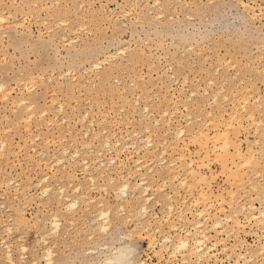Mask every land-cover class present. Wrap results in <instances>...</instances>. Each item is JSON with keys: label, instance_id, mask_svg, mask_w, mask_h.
<instances>
[{"label": "rangeland", "instance_id": "374dc122", "mask_svg": "<svg viewBox=\"0 0 264 264\" xmlns=\"http://www.w3.org/2000/svg\"><path fill=\"white\" fill-rule=\"evenodd\" d=\"M2 17L0 264H198L171 256L197 222L210 264H264V0H0ZM198 130L240 157L219 139L205 157Z\"/></svg>", "mask_w": 264, "mask_h": 264}, {"label": "bare ground", "instance_id": "6f19581e", "mask_svg": "<svg viewBox=\"0 0 264 264\" xmlns=\"http://www.w3.org/2000/svg\"><path fill=\"white\" fill-rule=\"evenodd\" d=\"M19 12V11H18ZM33 13V12H32ZM8 15V14H7ZM2 16V15H1ZM3 18V17H2ZM23 18V17H22ZM21 20V19H20ZM18 22V21H17ZM23 23V22H22ZM17 24V23H16ZM60 37V36H59ZM63 38V40H65L64 39V37H62ZM123 50V49H122ZM121 50V51H122ZM123 52V51H122ZM122 52L120 53V54H122ZM118 53V52H117ZM124 53V52H123ZM119 55V54H118ZM116 56V55H115ZM104 57V56H103ZM110 57V56H109ZM113 57V56H112ZM111 58V57H110ZM109 59V58H108ZM111 60V59H110ZM100 61V60H99ZM103 62V61H102ZM97 64V63H96ZM95 66V64L93 65V67ZM97 66V65H96ZM69 73V72H68ZM254 76V75H253ZM32 78V77H31ZM72 79V78H71ZM165 80V79H164ZM135 83V82H134ZM133 84V83H132ZM199 88V87H198ZM171 89V88H170ZM182 89V88H181ZM197 89V88H196ZM8 90V89H7ZM175 91V90H174ZM197 91V90H196ZM204 91H206V90H204ZM208 92V91H207ZM179 93V92H178ZM183 93V92H182ZM192 93V92H191ZM191 93H189L190 95H191ZM193 93H194V91H193ZM204 93H206V92H204ZM189 95V97H191V96H193V94L190 96ZM3 98H4V96H3ZM1 100V99H0ZM190 100V99H189ZM133 101V100H132ZM149 101V100H148ZM165 101H166V99H165ZM246 101V100H245ZM244 101V103H246ZM134 103H136V102H134ZM189 103V102H188ZM151 104V103H150ZM181 104V103H180ZM200 104V103H199ZM247 104V103H246ZM145 105V104H144ZM143 105V106H144ZM259 105V104H258ZM151 106V105H150ZM244 106H245V104H244ZM29 107V106H28ZM31 107V106H30ZM148 107H149V104H148ZM186 107V106H185ZM146 108V107H145ZM164 108H166V107H164ZM184 108V107H183ZM245 108V107H244ZM243 108V109H244ZM178 110V109H177ZM246 110V109H245ZM14 111V110H13ZM146 111V110H145ZM149 112V111H148ZM164 113H165V111H164ZM109 114V113H108ZM150 114V113H149ZM148 114V115H149ZM189 114V113H188ZM235 114V113H234ZM31 115V114H30ZM140 115V114H139ZM144 115V112H143V114H142V116ZM42 116V115H41ZM83 116V115H82ZM160 116V115H159ZM173 116V115H172ZM189 116V115H188ZM29 117V116H28ZM148 117V116H147ZM229 117V116H228ZM250 117H251V115H250ZM252 117H253V115H252ZM159 118V117H158ZM172 118V117H171ZM247 118H248V116H247ZM105 119V118H104ZM107 119V118H106ZM231 119H233V118H231ZM246 119V118H245ZM250 119V118H249ZM63 120V119H62ZM112 120V119H111ZM216 120V119H215ZM226 120V119H225ZM247 120V119H246ZM252 120H254L253 118H252ZM51 121V120H50ZM113 121V120H112ZM160 121H161V119H160ZM219 121V120H218ZM224 120H222L221 122H223ZM231 121H233V120H231ZM245 121V120H244ZM258 121V120H257ZM47 122H48V119H47ZM82 122V121H81ZM98 122V121H97ZM101 122V121H100ZM155 122V121H154ZM169 122V121H168ZM225 122V121H224ZM224 122L222 123V125H225L224 124ZM230 122V121H229ZM51 123V122H50ZM236 123V122H235ZM254 123V122H253ZM260 123V122H259ZM29 124V123H28ZM71 124V123H70ZM146 124V123H145ZM155 124V123H154ZM157 124H159V123H157ZM156 124V125H157ZM219 124H220V122H219ZM228 124V123H227ZM230 124V123H229ZM228 124V126L230 127L231 125H229ZM247 124V123H246ZM255 124H256V122H255ZM86 125V124H85ZM254 125V124H253ZM257 125V124H256ZM259 125V124H258ZM47 126V125H46ZM203 126V125H202ZM227 126V125H226ZM126 127V126H125ZM147 127V126H146ZM157 127V126H156ZM205 127V126H204ZM239 127V126H238ZM248 127V126H247ZM252 127V126H251ZM28 128V127H27ZM47 128V127H46ZM142 128V127H141ZM176 128V127H175ZM181 128V127H180ZM224 128V127H223ZM225 128H227V127H225ZM233 128V127H232ZM263 128V127H262ZM261 128V129H262ZM146 129V128H145ZM228 129V128H227ZM230 129V128H229ZM47 130V129H46ZM88 130V129H87ZM150 130V129H149ZM179 130H181V129H179ZM226 130V129H225ZM199 131V130H198ZM204 131V130H203ZM208 131V130H207ZM257 131V130H256ZM262 131H264L263 129H262ZM60 132V131H59ZM167 132V131H166ZM180 132H182V131H180ZM105 133V132H104ZM196 133V132H195ZM205 133V134H204ZM202 132V130H200L199 131V140L201 141V143H202V149H204L205 151H204V155H205V157H208L209 156V150L208 149H206L208 146H207V144L210 142V141H221L222 140V147H220V148H222V150L223 151H229V149L230 148H233L232 149V151H233V154L235 155V156H237V157H240V155H241V153H240V151L238 150V148H237V146H236V144L235 143H233L232 142V140L229 138V133H226V131H225V133L224 134H222V136H218L219 138H217L216 140H214V139H212V138H209V136L208 135H206V133L207 132ZM217 133V132H216ZM260 133V132H259ZM133 134V133H132ZM131 134V135H132ZM153 134V133H152ZM167 134V133H166ZM165 134V135H166ZM174 134H175V132H174ZM177 134V133H176ZM214 134V133H213ZM231 134V133H230ZM262 135H263V132L261 133ZM76 135V134H75ZM88 135V134H87ZM113 135V134H112ZM181 135V134H180ZM218 135V134H217ZM217 135L215 136V137H217ZM37 136V135H36ZM105 137L107 136V135H104ZM177 137L179 136V135H176ZM264 136V135H263ZM86 137V136H85ZM111 137V136H110ZM114 137H116V136H114ZM139 137V136H138ZM150 137V136H149ZM232 137H233V135H232ZM260 137H261V135H260ZM141 138V137H140ZM146 138V137H145ZM145 138H144V140H145ZM262 138H264V137H262ZM97 139V138H96ZM109 139V138H108ZM147 139V138H146ZM212 139V140H211ZM219 139V140H218ZM1 140V139H0ZM30 140V139H29ZM120 140V139H119ZM167 140V139H166ZM264 140V139H263ZM47 141V140H46ZM107 141V140H106ZM109 141V140H108ZM138 141H140L139 139H138ZM147 141V140H146ZM196 141L197 140H195V143H196ZM199 141V142H200ZM238 141V140H237ZM31 142V141H30ZM121 142V141H120ZM141 142H142V140H141ZM148 142V141H147ZM147 142H146V145H147ZM150 142V141H149ZM0 143H2V141L0 142ZM103 143H105L104 145H106L107 143H109V142H103ZM113 143V142H112ZM215 143V142H214ZM71 144V143H70ZM69 144V145H70ZM116 144H117V142H116ZM115 144V145H116ZM212 144V143H211ZM264 144V143H263ZM36 145V144H35ZM89 146H90V144H88ZM112 145V144H111ZM114 145V146H115ZM142 145V144H141ZM148 145H150L151 146V143H148ZM252 145V144H251ZM258 145V144H257ZM5 146V145H4ZM67 146H68V144H67ZM87 146V145H86ZM100 146V145H99ZM135 146V145H134ZM143 146V145H142ZM141 146V147H142ZM210 146V145H209ZM263 146V145H262ZM261 146V147H262ZM82 147V146H81ZM105 147V146H104ZM264 147V146H263ZM84 148H85V145H84ZM97 148V147H96ZM106 148H107V146H106ZM170 148V147H169ZM215 148V146L213 147V149ZM99 149V148H98ZM174 149V148H173ZM209 149H211V148H209ZM67 150V149H66ZM117 150V149H116ZM153 150V149H152ZM207 150V151H206ZM62 151V150H61ZM68 151V150H67ZM93 151V150H92ZM64 152V151H63ZM66 152V151H65ZM101 152V151H100ZM99 152V153H100ZM116 152H119V151H116ZM188 152V151H187ZM247 152V151H246ZM15 153V152H14ZM78 153V152H77ZM115 153V152H114ZM212 153V152H211ZM256 153V152H255ZM110 154V153H109ZM161 154V153H160ZM162 154H163V152H162ZM250 154V153H249ZM251 154H253L252 152H251ZM43 155V154H42ZM66 155V154H65ZM100 155V154H99ZM189 155V152L187 153V156ZM73 156V155H72ZM84 156V155H83ZM87 156V155H86ZM180 156V155H179ZM77 157V156H76ZM95 157V156H94ZM99 157V156H98ZM116 157V156H115ZM181 157H184V155L183 156H181ZM189 157H190V155H189ZM252 157V156H251ZM75 158V157H74ZM87 158V157H86ZM111 158V157H110ZM112 159V158H111ZM102 160V159H101ZM180 160H181V158H180ZM82 161H83V159H82ZM89 161V160H88ZM90 161H92V160H90ZM100 161V160H99ZM107 161V160H106ZM7 162V161H6ZM102 162V161H101ZM105 162V161H104ZM104 162H103V164H104ZM108 162V161H107ZM112 162V161H111ZM111 162H109V164L111 163ZM163 162V161H162ZM181 162V161H180ZM86 163V162H85ZM97 163H98V161H97ZM191 163H192V161L191 162H189L188 164H190V166H191ZM94 164H96V163H94ZM108 164V163H107ZM106 164V165H107ZM100 165V164H99ZM102 165V164H101ZM105 165V164H104ZM112 165V164H111ZM120 165V164H119ZM186 165V164H185ZM108 166V165H107ZM181 166V165H180ZM183 167H184V164H183ZM187 167V166H186ZM64 168V167H63ZM86 168H88V167H86ZM103 168V167H102ZM167 168V167H166ZM173 168V167H172ZM180 168V167H179ZM195 168H198L197 166L195 167ZM137 169H139V168H137ZM137 169H136V171H137ZM191 169V168H190ZM88 170V169H87ZM197 170V169H196ZM109 171V170H108ZM191 171H192V169H191ZM193 172H195V170L193 171ZM94 173V172H93ZM92 173V174H93ZM178 174V173H177ZM197 174V173H196ZM175 175V174H174ZM103 176V175H102ZM165 176V175H164ZM110 178V177H109ZM121 178V177H120ZM175 179V178H174ZM44 180V179H43ZM92 180V179H91ZM143 180V179H142ZM12 181V180H11ZM200 181H202L203 183H205L206 184V179L204 178V177H201L200 176ZM140 182V181H139ZM10 183V182H9ZM42 183V182H41ZM208 184H209V182H207ZM127 184V183H126ZM207 184V185H208ZM6 185H7V183H6ZM14 185V184H13ZM128 185V184H127ZM136 185V184H135ZM138 185V184H137ZM140 185H141V183H140ZM5 186V185H4ZM126 186V185H125ZM125 186H120V189H121V191L120 192H122V190L124 189V188H126ZM133 187V186H132ZM208 188H209V185L207 186ZM47 188V187H46ZM161 188V187H160ZM207 188V189H208ZM14 189V188H13ZM146 189V187H144V190ZM42 190V189H41ZM43 190H46V189H43ZM209 190V189H208ZM125 190H123V192H124ZM44 192V191H43ZM46 192V191H45ZM44 192V193H45ZM62 192H63V190H62ZM61 192V193H62ZM122 192V193H123ZM145 192H146V190H145ZM144 192V193H145ZM16 193H17V191H16ZM144 193H142L143 195H144ZM142 194H140V195H142ZM142 195V196H143ZM137 196H138V194H137ZM141 196V197H142ZM204 196V195H203ZM144 198V197H143ZM142 198V199H143ZM67 199V198H66ZM138 199V198H137ZM149 199V198H148ZM145 201L147 202V199H145ZM168 201V200H167ZM169 202V201H168ZM72 203V202H71ZM171 203V202H170ZM68 204V203H67ZM70 204V203H69ZM70 205H72V204H70ZM69 205V206H70ZM136 205V204H135ZM71 207V206H70ZM140 207V206H139ZM138 207V208H139ZM172 206L170 205L169 206V209H172L171 208ZM69 208V207H68ZM72 208H73V206H72ZM141 212L143 213L142 215H143V217H144V214L146 215V208L145 207H141ZM185 210V209H184ZM183 212V211H182ZM181 212V213H182ZM179 213V212H178ZM101 214V215H100ZM138 214V213H137ZM183 214V213H182ZM99 217H102V220L101 221H104L105 220V223H106V220L108 219L107 217H108V214H107V211L106 212H100L99 213ZM140 216H142L141 214H139ZM55 216V215H54ZM53 217V216H52ZM180 217H182V216H180ZM201 217V216H200ZM199 217V218H200ZM182 218H184V217H182ZM186 218V217H185ZM101 219V218H100ZM187 219V218H186ZM53 220V219H52ZM58 220V219H57ZM57 220H53V222H51V224H53L51 227L53 228H55V229H52L51 231L52 232H54L53 230H58V228H59V224H58V221ZM180 220V219H179ZM182 220V219H181ZM148 222V221H147ZM217 222V221H216ZM214 222L215 223V227L217 226L218 228H219V223L217 222ZM103 223V222H102ZM160 223V222H159ZM149 224V223H148ZM172 226V225H171ZM191 226V225H190ZM50 227V226H49ZM193 227H194V229H199V231L201 230V232H198L196 235L197 236H193V238L192 239H189L188 237L191 235V233L189 232V231H184V232H187V236L186 237H179L178 239H177V241H175L176 243H171V244H173V251H172V249H171V251H172V253H171V256L173 255V253H174V251L175 252H177V251H180V250H184V251H188L189 252V254H190V256L192 255H194L195 256V259H196V261H197V263L198 264H210L209 263V260H208V247L206 248L205 247V241H206V236L203 234V231H202V229H200V228H202L203 226H202V224H200V222H197V223H195L194 225H193ZM190 228H192V226L190 227ZM189 228V229H190ZM171 229V228H170ZM177 229V228H176ZM193 229V228H192ZM194 232H195V230H193ZM49 232H50V230H49ZM55 232H57V231H55ZM50 234H51V232H50ZM185 234V233H184ZM194 235V234H193ZM47 236V235H46ZM180 236V235H179ZM192 237V236H191ZM152 239V238H151ZM43 240V239H42ZM167 241V238L165 239L164 238V241ZM163 241V242H164ZM165 241V242H166ZM169 241L170 240H168V243H169ZM191 241H192V244H190L191 243ZM150 243V242H149ZM151 244V243H150ZM170 244V243H169ZM8 247V246H7ZM7 247H5L6 249H9V248H7ZM172 248V247H171ZM161 249H163V248H161ZM230 250V249H229ZM6 251H9V250H6ZM51 251V250H50ZM170 251V252H171ZM231 251V250H230ZM46 252V251H45ZM262 252V251H261ZM7 253V252H6ZM9 253L10 252H8V258H7V260L9 259L10 260V264H12L11 263V259H10V257H9ZM233 253V252H232ZM52 253H50L49 252V250H48V252H46V254L43 256L44 258H47V260H46V263L47 264H50L51 262V260H50V258H51V255ZM120 254V256H121V254H123L124 255V253H119ZM170 254V253H169ZM7 255V254H6ZM211 255H212V253H211ZM210 255V256H211ZM119 256V255H118ZM169 256V255H168ZM171 256H169V257H171ZM189 256V257H190ZM213 256V255H212ZM230 256V255H229ZM242 257V256H241ZM121 258V257H120ZM125 259H127L128 257H124ZM123 257H122V259H120L121 261L124 259ZM188 258V257H187ZM8 260V261H9ZM118 259H116L115 261H117ZM120 261V262H121ZM166 261H168V260H166ZM183 261V260H182ZM118 262H119V260H118ZM117 262V263H118ZM126 262H128V261H126ZM141 262V261H140ZM139 262V263H140ZM214 262V261H213ZM237 261H235V263H236ZM136 263H138L137 261H136ZM122 264V263H121ZM242 264V263H241Z\"/></svg>", "mask_w": 264, "mask_h": 264}, {"label": "snow or ice", "instance_id": "6c2138e0", "mask_svg": "<svg viewBox=\"0 0 264 264\" xmlns=\"http://www.w3.org/2000/svg\"><path fill=\"white\" fill-rule=\"evenodd\" d=\"M245 7H247V5H245ZM5 21L3 18H0V24H3Z\"/></svg>", "mask_w": 264, "mask_h": 264}, {"label": "clouds", "instance_id": "9594fccd", "mask_svg": "<svg viewBox=\"0 0 264 264\" xmlns=\"http://www.w3.org/2000/svg\"><path fill=\"white\" fill-rule=\"evenodd\" d=\"M125 264H127V262H125Z\"/></svg>", "mask_w": 264, "mask_h": 264}]
</instances>
